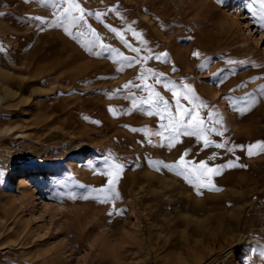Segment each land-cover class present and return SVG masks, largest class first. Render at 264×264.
<instances>
[{"label": "rangeland", "instance_id": "obj_1", "mask_svg": "<svg viewBox=\"0 0 264 264\" xmlns=\"http://www.w3.org/2000/svg\"><path fill=\"white\" fill-rule=\"evenodd\" d=\"M77 3L101 20L86 15V24L73 25L70 17L57 21L58 9L40 0H0V264H261L264 153L249 157L247 145L264 141V29L245 0H228V7L216 0ZM108 26L142 49L141 57L167 53V62L161 56L121 68L114 54L97 56L105 44L137 58ZM148 69L176 82L178 92L190 85L207 105L201 117L221 119L214 126L223 136L209 139L243 150L205 148L186 136L169 148L159 136L132 131L157 132L167 120L148 116L145 104L131 110L124 99L130 81L152 86L175 112L171 92ZM131 91L138 101L148 96ZM253 95L251 110H236ZM181 104L191 107L182 96ZM186 151V163L216 167L231 159L244 167L222 169L213 177L222 191L197 195L183 177L149 166L176 164ZM106 160L124 170L120 198L101 203L92 190L110 178L100 174ZM28 174L40 180H27L23 197L19 178Z\"/></svg>", "mask_w": 264, "mask_h": 264}, {"label": "snow or ice", "instance_id": "obj_2", "mask_svg": "<svg viewBox=\"0 0 264 264\" xmlns=\"http://www.w3.org/2000/svg\"><path fill=\"white\" fill-rule=\"evenodd\" d=\"M40 2L51 4L54 9H58L57 12L53 13V15L56 16L57 21H59L62 17H70L73 25L86 24V15H95L97 20H101L102 17V14L99 12H96L94 14L85 13V9L81 7L79 3H77V0H40ZM216 3L223 7H228V0H216ZM61 4H66L67 7L61 8ZM243 8L251 13L254 23L257 24L261 29H264V0H245ZM230 10L236 12L240 11L241 9L232 7L230 8ZM74 12L79 13V15H72ZM0 15H3V13L0 12ZM32 19L38 21L41 24L45 22V19L41 16H35ZM89 30L92 36L95 37L96 41H99V37L97 36L95 30ZM108 30L114 33L126 48H129L133 53H135L137 55V58L130 59L127 56H122V54L119 53L116 49H113L109 45L105 44H100L101 51L96 52L97 56H101L104 53L114 54L113 59L119 58L121 60V68H123L125 65L131 66L132 64L147 61L149 59H155L159 61L161 60V56L165 58L164 62H167V53L155 56L149 55L146 57H141L139 54L142 49L132 47V45H130L128 41L124 39L123 34L117 31V29L108 26ZM65 31L68 32L69 30L65 28ZM128 31L132 32V36L141 44H144L146 46L147 42L142 39L140 33L133 31L131 26H129ZM93 46H87V51L90 54L92 53ZM0 51H4V49L0 47ZM193 55L198 57L200 53L194 52ZM227 63L233 64L237 62L229 60L227 61ZM201 67H205V65L202 64ZM148 71L152 73L151 69H148ZM173 71H175V69H173ZM152 74L155 77L156 84L161 85L166 91L171 92L174 99L175 112L172 111V105L169 104V101L165 100L159 92H154L152 86L148 85L147 83L140 85L135 84V82L133 81H130L129 84L124 85V89L127 90V95L124 96V99L131 101V110H136L141 104H145L149 106V110L146 112L148 116H157L161 121L167 120L166 124H160V131L157 132H152L147 128H133L132 131L142 132L146 136H159L162 138V141H167V146L169 148L174 147L175 143L179 142V138L181 136H186L195 137L197 141H203V145L205 148L214 146L216 148H225L228 152H234L235 147H240L241 150H243L244 146H233L232 148H229L227 147L226 142L215 143L213 140L209 139V133H215L217 136H223V132L220 131L219 128L214 126L216 124H220L221 119L215 117L212 113L208 114L207 119L201 117L199 109L207 107V105L203 101L199 100V97L196 95L194 89H192L190 85L184 84L182 89H180V91L178 92V86L176 82L162 78L163 74ZM219 75L220 73H216V76ZM139 79L141 81L145 79L143 74L140 75ZM132 87H136L144 92H147V98L138 101L131 91ZM259 94L260 96H264V87L259 89ZM181 96L184 100L188 101V103L191 105L190 108L185 107L181 104ZM257 102V96H250L245 101L244 107H239L236 110L241 114H244L246 111L251 110V108L255 106ZM109 111L114 112L113 109H109ZM85 119H87V117H85ZM148 142L150 144L152 143L151 140H149ZM159 146L163 147V142ZM261 153H264V141H257L256 143L247 145V155L249 157H252L253 155H259ZM187 155L188 152L186 151L184 155L180 157V160L176 164H167L163 163L162 161H156L150 163L149 166L154 167L156 171H160V168L156 167V165H161L163 168L174 172L177 176L183 177V179L188 184L192 185L196 189L197 195L201 194V188L207 189L208 191H222V189L216 187L213 182V177L220 175L222 169L244 167V165H240L231 159L228 160L227 163L218 165L216 167H209L205 161H201L198 165L193 162L186 163L184 157ZM214 158L215 157H211L210 159ZM238 159L239 157H237V160ZM105 164L108 165V167L102 170L100 174L110 178L107 180L105 186H102L99 189L92 190L97 193V198L100 199L101 203H107L109 200L120 198V192L117 190V184L119 177L124 170L123 164L109 163L108 160L105 161ZM0 175H3L2 171H0ZM83 198L87 199L88 197L85 196ZM109 215H112V213L110 212ZM257 247L261 264H264V247H259V245ZM252 264H255V261H252Z\"/></svg>", "mask_w": 264, "mask_h": 264}, {"label": "bare ground", "instance_id": "obj_3", "mask_svg": "<svg viewBox=\"0 0 264 264\" xmlns=\"http://www.w3.org/2000/svg\"><path fill=\"white\" fill-rule=\"evenodd\" d=\"M35 178L37 180H40V178L37 176H35L34 174H28V175H24L21 176L19 179V185H18V189L22 190V196L23 197H27L30 194V189L26 188L27 182H31L32 180H35ZM28 180V181H27ZM59 254V253H58ZM56 257V256H55ZM58 257V256H57Z\"/></svg>", "mask_w": 264, "mask_h": 264}]
</instances>
